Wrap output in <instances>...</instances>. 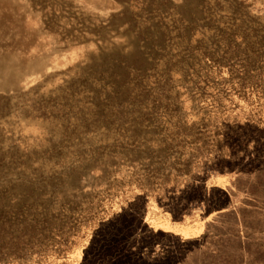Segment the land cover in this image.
I'll use <instances>...</instances> for the list:
<instances>
[{
  "label": "rangeland",
  "instance_id": "obj_1",
  "mask_svg": "<svg viewBox=\"0 0 264 264\" xmlns=\"http://www.w3.org/2000/svg\"><path fill=\"white\" fill-rule=\"evenodd\" d=\"M213 2L0 0V233L66 239L30 264H264V73L176 66L140 96L113 68L170 18L192 49L230 3L264 23V0Z\"/></svg>",
  "mask_w": 264,
  "mask_h": 264
},
{
  "label": "trees",
  "instance_id": "obj_2",
  "mask_svg": "<svg viewBox=\"0 0 264 264\" xmlns=\"http://www.w3.org/2000/svg\"><path fill=\"white\" fill-rule=\"evenodd\" d=\"M229 7L232 11L222 19L224 26L216 23L215 28L212 29L210 34L203 35V39L199 42V45L195 48L191 46L182 45L183 30L177 28L178 25L176 18H170V24H163L164 37H171L172 40L179 41L177 49L179 55L176 62H172L170 59L165 61V65L172 72L177 66V73L184 78L186 82L189 77L192 76L195 80L201 78V75L213 70L215 68H226L232 71H236V65H239L241 73L247 75L250 73H264V23L260 17L245 13L241 7L230 3ZM136 15L144 17L142 12ZM152 22V15L146 17L144 22ZM180 20V19H179ZM162 18L158 23L163 22ZM181 21V20H180ZM166 23V21H164ZM205 42H204V41ZM156 49V46H155ZM197 52V53H196ZM145 58V56H144ZM128 62V61H127ZM146 64V62H144ZM147 65V64H146ZM145 65V66H146ZM175 65V66H173ZM113 68L123 69L128 72V75H138L145 69V67H135L130 63H124L121 59L114 62ZM113 78L118 83H113V89L115 92L120 90L119 83L122 81L118 76V73L114 72ZM126 78V77H125ZM120 81V82H119ZM167 84V83H166ZM157 83L152 84V88L156 89ZM197 87V85H195ZM136 88L142 95L147 93L146 90ZM164 103H161L163 105ZM166 109L171 105L166 103ZM154 106V105H153ZM66 239L56 240L53 238L45 239H31L26 236L8 235L0 233V264H30L40 263L45 260V253L49 248L62 249L65 246Z\"/></svg>",
  "mask_w": 264,
  "mask_h": 264
},
{
  "label": "water",
  "instance_id": "obj_3",
  "mask_svg": "<svg viewBox=\"0 0 264 264\" xmlns=\"http://www.w3.org/2000/svg\"><path fill=\"white\" fill-rule=\"evenodd\" d=\"M210 7V17L216 18L217 19V13L219 11L218 7L215 8L214 5H219L217 3V0H214ZM135 19L137 21L142 22V17L140 16H135ZM170 40V37H164L162 43L158 45L151 46L150 48L145 47L142 48L141 50L145 54V60H146V67L145 69L141 72V74L138 75H130L129 77V84H133L135 87H138L140 89H144L147 92H151L154 89L152 88L153 83H160L161 81L164 82V84H171L173 86L172 82V75L170 74L171 72L169 71V68L161 65V62L167 61L171 57L167 54V48H168V42ZM156 46V49H155ZM165 65V64H164ZM153 81V83H151Z\"/></svg>",
  "mask_w": 264,
  "mask_h": 264
}]
</instances>
